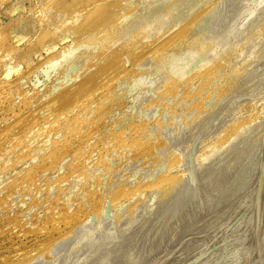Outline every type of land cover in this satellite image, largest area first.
Masks as SVG:
<instances>
[{"label": "rangeland", "instance_id": "rangeland-1", "mask_svg": "<svg viewBox=\"0 0 264 264\" xmlns=\"http://www.w3.org/2000/svg\"><path fill=\"white\" fill-rule=\"evenodd\" d=\"M131 1L0 0V264H264V0Z\"/></svg>", "mask_w": 264, "mask_h": 264}, {"label": "bare ground", "instance_id": "bare-ground-1", "mask_svg": "<svg viewBox=\"0 0 264 264\" xmlns=\"http://www.w3.org/2000/svg\"><path fill=\"white\" fill-rule=\"evenodd\" d=\"M68 1H69V0H68ZM81 1H82V0H81ZM90 1H91L92 3L95 2L94 4H96L97 7L94 8L93 10H90V9H91V6H90V5H89V6H84V7H86V8H84V7H83L84 4L82 3V7H81V8H82V9H83V8H84V9H87V7H89V10H88V9H87V11L84 10L85 12L81 13V15H80V16L78 17V19H76V20L78 21V20L80 19V17L82 16V17H81V19H82L81 22L79 21L81 24H83V26H82L83 28L81 29V32H82V34L85 36L86 39L92 38L93 40H95L96 37H97V36L95 35L97 30H98L99 35L101 34V32L103 33V26H106V25L104 24V23L106 22L105 20H109V23H110V24H116V23L118 22V20L123 16L122 14H118V13H120V11H121V9H122V7H120V6H123V5H129V6H130V5H132V4H131V3H132L131 0H130V1H128V0H127V1H126V0H121V2H119V3H118L117 0H89V2H90ZM114 1H115V3H113ZM75 2H76V1H75ZM78 2H79V1H78ZM116 2H117V5H119V6L116 5ZM72 3H73V2H72ZM84 3H85V2H84ZM112 3L115 4V5H113ZM87 4H89V3H87ZM70 5H71V4H70ZM53 7H54V6H53ZM72 7H73V6H72ZM3 10H4V9H3ZM7 11H8V10H7ZM7 11H3V12H7ZM35 11H36V10H35ZM41 11H42V10H41ZM79 11L82 12L83 10H79ZM1 12H2V11H1ZM1 12H0V13H1ZM3 12H2V13H3ZM70 12H73V11H69V13H70ZM79 14H80V12H79ZM5 16H6V15H5ZM22 16H23V15H22ZM13 18H14V17H13ZM15 18H16V17H15ZM19 18H22L21 15L19 16ZM134 19H135V20H134ZM134 19H133L134 21L137 20L136 16L134 17ZM13 20H14V19H13ZM13 20H12V21H13ZM110 20H111V21H110ZM36 21H37V20H36ZM88 21H89V23H87ZM6 22H7V21H6ZM13 22H14V21H13ZM16 24H17V23H16ZM81 24H80V26H81ZM105 28H106V27H105ZM65 29H66V28H65ZM69 32H70V31H69ZM174 36H175V37H178V36H179V33L175 34ZM85 38H83V39H85ZM83 39H82V40H83ZM176 46H178V44L173 45V46H170L167 50H169L171 47L173 48V47H176ZM178 49H179V47H178ZM173 50H174V49H173ZM180 50H181V49H180ZM177 51H178V50H177ZM173 52H174V51H173ZM180 52H181V51H180ZM180 52H177V53L181 54ZM61 53H62V52H61ZM171 53H172V52H171ZM56 55H57V54H56ZM65 55H66V54H64V53L61 54L62 57H64ZM163 55H164V54H163ZM163 55H162V56H163ZM175 55H176V53H175ZM162 56H161V57H162ZM177 56H178V55H177ZM59 57H60V55H59ZM167 58H169V57H167ZM180 58H181V57H180ZM175 62H176V61H175ZM49 63L51 64V63H53V62L50 61V62H48L47 64H49ZM166 63H167V62H166ZM173 64H174V63H173ZM170 65H171V64H170ZM139 68H140V66L138 65V66L136 67V69H139ZM196 75H197V74H196ZM127 87H128V85H127ZM127 89H128V88H127ZM125 93H126V92H125ZM252 112H253V111H252ZM257 120H258V119H257ZM242 121H243V120H242ZM240 122H241V121H240ZM245 122H246V121H245ZM255 122H256V121H255ZM258 124H259V123H258ZM50 125H51V124H50ZM242 125H243V123H242ZM235 126H236V125H235ZM244 127H245V126H244ZM253 127H254V126H253ZM237 128H238V127H237ZM249 128H250V127H249ZM231 129H232V128H231ZM233 129H234V128H233ZM239 132H240V131H239ZM221 137H224V136H221ZM236 137H237V136H236ZM238 138H239V137H238ZM233 139H234V140H237V139H235V138H233ZM219 140H220V139H219ZM221 140H222V139H221ZM231 142H232V141H231ZM235 142H236V141H235ZM229 143H230V140H229ZM221 149H222V148H221ZM218 152H220V150H219ZM181 157H182V156H179V158H181ZM177 160H178V159H177ZM181 161H182V158H181ZM143 168H144V166H143ZM129 172H130V171H129ZM133 173H134V172H133ZM217 174H218V173H217ZM137 175H138V174H137ZM262 175H263V174H262ZM139 176H140V175H139ZM178 177H179V176H178ZM146 178H147V177H146ZM263 178H264V177H263ZM125 179H126V178H125ZM128 179H129V178H128ZM0 180H1V179H0ZM258 180H259V179H258ZM107 181H108V180H107ZM261 181H262V180H261ZM108 183H109V182H108ZM112 183L114 184L115 182H112ZM166 183H167V182H166ZM168 183H169V182H168ZM208 183H209V182H208ZM262 183H264V182H262ZM109 184H110V183H109ZM127 185H128V184H127ZM170 185H171V184H170ZM207 185H208V184H207ZM263 185H264V184H263ZM123 186H124V185H123ZM259 186H260V184H259ZM144 187H145V186H144ZM156 187H157V186H156ZM179 187H180V186H179ZM107 188H108V186H107ZM107 188H106V189H107ZM145 188H146V187H145ZM174 188H175V187H174ZM161 189H162V188H161ZM146 190H148V189H146ZM150 190H152V188H151ZM154 190H155V188H154ZM192 190H193V189H192ZM261 190H262V189H261ZM125 191H126V190H125ZM125 191H124V192H125ZM148 191H149V190H148ZM263 191H264V190H263ZM109 192H110V191H109ZM122 193H123V192H122ZM153 193H154V192H153ZM192 193H193V192H192ZM192 193H190V194H192ZM259 193H260V192H259ZM123 194H124V193H123ZM138 194H139V193H138ZM141 194H142V192H141ZM143 194H144V191H143ZM190 194H189V195H190ZM160 195H161V194H160ZM167 195H168V194H167ZM262 195H263V194H261V196H262ZM135 196H136V195H135ZM164 196H165V194H164ZM164 196H162V197H164ZM186 196H187V195H186ZM123 197H124V196H123ZM182 197H184V196H182ZM140 198H141V197H140ZM158 198H159V197H158ZM166 198H167V197H166ZM117 199H118V198H117ZM178 199H179V198H178ZM181 199H182V198H181ZM160 200H161V199H160ZM115 201H116V200H115ZM157 201H158V200H157ZM186 201H187V200H186ZM108 202H109V201H108ZM110 202H111V201H110ZM116 202H117V201H116ZM133 202H135V201H133ZM133 202H132V203H133ZM180 202H181V201H178V203H180ZM184 202H185V201H184ZM184 202L182 201V203H180V204H183V205H184ZM118 203H119V202H118ZM137 203H138V202H137ZM141 203H142V202H141ZM178 203L176 202V204H178ZM122 204H123V203H122ZM156 204H157V203H156ZM176 204H175V205H176ZM180 204H179V205H180ZM130 205H131V204H130ZM175 205H174V206H175ZM179 205L176 206V207H178L177 209H179ZM116 206H117V205H116ZM140 206H141V205H140ZM140 206H139V207H140ZM157 206H159V205H157ZM170 206H171V205H170ZM170 206H168L169 209L171 208ZM174 206L172 205V207H174ZM117 207H118V206H117ZM168 207H167V208H168ZM180 207H181V205H180ZM107 208H108V207H107ZM110 208H111V207H110ZM120 208H121V207H120ZM182 208L184 209L185 207H182ZM112 209H113V208H112ZM132 209H133V208H132ZM174 209H176V208L174 207ZM183 209H182V211H183ZM65 210H66V209H65ZM126 210H128V209H126ZM126 210H125V211H126ZM140 210H141V209H140ZM140 210H139V211H140ZM142 210H143V209H142ZM144 210H145V209H144ZM166 210H167V209H166ZM107 211H108V209H107ZM130 211H131V210H130ZM135 211H136V210H135ZM163 211H165V209H164ZM171 211L173 212V209H171ZM171 211H170V212H171ZM176 211H178V210H176ZM176 211H174L175 213H174V212H173V213H174V214H180V215H182L181 213H176ZM185 211H186V210H185ZM132 212H133V211H132ZM153 212H154V211H153ZM172 212H171V213H172ZM178 212H181L180 209H179ZM103 213H104L103 216H105V212H103ZM111 213H112V212H111ZM141 213H142V212H141ZM162 213H163V212H162ZM166 213H169V212L166 211ZM166 213H165V214L163 213V214H164V215H168V214H166ZM173 213H172L171 215H173ZM182 213H184V211H183ZM185 213H186V212H185ZM237 213H238V212H237ZM107 214L109 215L108 212H107ZM107 214H106V215H107ZM121 214H122V213H121ZM136 214H137V213H136ZM64 215H65V214H64ZM116 215H117V214H116ZM151 215H152V214H151ZM156 215H157V214H156ZM169 215H170V214H169ZM180 215H178V216H179L178 218H180ZM103 216H102V217H103ZM109 216H110V215H109ZM129 216H130V215H129ZM134 216H135V215H134ZM161 216L163 217V215H161ZM183 216H184V215H182L181 220L183 219ZM241 216H242V215H241ZM118 217H119V216H118ZM130 217H131V216H130ZM142 217H143V216H142ZM152 217H153V216H152ZM158 217H159V216H158ZM166 217H167V216H166ZM166 217H164V218H166ZM174 217L176 218L177 216H174ZM64 218H66V217H64ZM64 218H63V219L61 218V219L65 221L67 218H66V219H64ZM104 218H106V217H103V219H104ZM107 218H108V217H107ZM119 218H120V217H119ZM159 218H161V217H159ZM168 218H169V216H168ZM184 218H185V217H184ZM111 219H112V218H111ZM124 219H125V218H124ZM156 219H157V218H156ZM170 219H171V217H170ZM173 219H174V218H173ZM176 219H177V218H176ZM187 219H188V218H187ZM62 220H61V222H62ZM116 220H118V219H116ZM158 220H159V219H158ZM163 220H164V219L159 220V221H161V223H162ZM166 220H167V219H165L164 221H166ZM181 220L179 219L178 221H181ZM183 220H184V219H183ZM183 220H182V221H183ZM200 220H201V219H200ZM226 220H227V219H226ZM66 221H67V220H66ZM128 221H129V220H128ZM143 221H144V220H143ZM169 221H170V220H169ZM175 221H176V220H175ZM175 221L172 220L171 222H174V223H175ZM185 221H186V219H185ZM188 221H189V220H188ZM123 222H124V221H123ZM154 222H155V221H154ZM157 222H158V221H157ZM186 222H187V221H186ZM186 222H183V223H186ZM128 223H129V222H128ZM152 223H153V221H152ZM167 223H168V222H165V226L167 225ZM198 223H200V222L198 221ZM201 223H202V221H201ZM201 223H200V224H201ZM224 223H225V222H224ZM134 224H135V223H134ZM153 224H155V223H153ZM163 224H164V223H162L161 225H158V223H157V227H156V229L159 228L158 226H162ZM169 224H170V222H169ZM172 224H173V223H172ZM177 224L179 225V223H177ZM180 224H181V222H180ZM186 224H188V222H187ZM155 225H156V224H155ZM173 225H174V224H173ZM173 225H172V226H173ZM178 225H177L176 227H178ZM252 225H253V224H252ZM114 226H115V225H114ZM133 226H134V225H133ZM133 226H132V227H133ZM153 226H154V225H153ZM153 226H150V228H152ZM165 226L163 225V227H165ZM169 226H170V225H169ZM172 226H170V228H171ZM174 226H175V225H174ZM174 226H173V229L176 228V227H174ZM179 226H181V225H179ZM184 226H185V225H184ZM203 226H204V225H203ZM52 227H53L54 229H58L54 224H52ZM148 227H149V225H148ZM166 227H168V225H167ZM182 227H183V225H182ZM185 227H186V226H185ZM230 227H231V226H230ZM168 228H169V227H168ZM168 228H167V230H169ZM178 228H179V227H178ZM114 229H115V228H114ZM154 229H155V227H154ZM173 229L171 228V230H173ZM180 229H182V228L180 227ZM180 229H177L176 233L174 234L175 236L172 234V233H174V232L171 233V232L168 231L169 233H171V235L169 234V236H174L175 238H176L177 236L179 237V235H181V234H179V235H176V234H177L178 232L180 233V231H181ZM217 229H218V228H217ZM47 230H48V229H47ZM149 230H151V229H146V232L148 231L147 233H149ZM152 230H153V229H152ZM158 230H159V233L162 232V231H160V229H158ZM161 230H162V228H161ZM165 230H166V229H165ZM179 230H180V231H179ZM183 230H184V228H183ZM250 230H251V227H250ZM48 231H49V230H48ZM50 231H51V230H50ZM53 231H54V230H53ZM55 231H56V230H55ZM163 231H164V230H163ZM173 231H175V230H173ZM103 232H104V231H103ZM156 232H158V231H155V235H152V236H153V238H152L153 241H154V238H155L156 235H157ZM166 232H167V231H166ZM188 232H189V231H188ZM217 233H218V232H217ZM153 234H154V232H153ZM167 234H168V233H167ZM167 234H164V235L166 236ZM210 234H211V233H210ZM219 234H220V233H219ZM219 234H218V235H219ZM144 235H147V234H144ZM150 235H151V234H150ZM159 235H160V234H159ZM162 235H163V234H162ZM164 235H163V237H165ZM157 236H158V235H157ZM160 236H161V235H160ZM105 237H106V236H105ZM163 237H162L161 239H163ZM174 237H173V238L170 237V238H171V239H175ZM178 237H177V238H178ZM107 238H108V237H107ZM150 238H151V237H150ZM170 238H168V239H170ZM196 238H197V236H196ZM196 238H192V237H191V239H194V240H195ZM202 238L205 239L206 237H202ZM144 239H145V236H144ZM152 239H150V240L152 241ZM161 239H160V237H158L157 241L160 240V242H162V241L165 240V239H164V240H161ZM168 239H166V242H165V241H164V242H165V244H166L167 247H170V246L168 245L169 243H167V242H168V241H167ZM188 239H189V238H188ZM188 239H185V240L187 241ZM191 239H190V240H191ZM199 239H200V241H201V237H200ZM223 239H224V238H223ZM101 240H102V239H101ZM106 240H107V239H105V242H107ZM134 240H135V241H138V239H137V240L134 239ZM134 240H133V241H134ZM146 240H147V242H148L149 237H148V239H146ZM177 240H178V239H177ZM177 240H176V241H177ZM197 240H198V239L195 240V243H194V244H197V243H198ZM206 240H207V239H206ZM206 240H205V241H206ZM212 240H213V239H212ZM235 240H236V239H235ZM126 241H127V240H126ZM130 241H131V240H130ZM135 241H134V243L136 244L137 242H135ZM142 241H143V240H142ZM142 241H141V242H142ZM151 241H150V242H151ZM157 241H154V242H157ZM169 241H170V240H169ZM174 241H175V240H173V242H174ZM176 241H175V242H176ZM182 241H183V240H182ZM192 241H193V240H192ZM198 241H199V240H198ZM200 241H199V242H200ZM233 241H234V240H233ZM98 242H99V241H97L96 243H98ZM119 242H120V241H119ZM119 242H118V243H119ZM143 242H144V241H143ZM173 242H172V244H171V242H170V244H171V245H175V244H173ZM183 242H184V241H183ZM187 242H190V241H187ZM201 242H202V241H201ZM203 242H204V240H203ZM223 242H224V241H223ZM225 242H226V241H225ZM93 243H94V242H93ZM126 243H127V244L129 243V239H128V242H126ZM126 243L124 242V244H126ZM132 243H133V242H132ZM134 243H133V244H134ZM144 243H145V242H144ZM144 243H143V244H144ZM184 243H185V242H184ZM191 243H192V242H191ZM221 243H222V242H221ZM130 244H131V243H130ZM130 244H128V247L130 246ZM135 244H134V245H135ZM137 244H138V243H137ZM137 244H136V245H137ZM152 244H154V243H151V245H152ZM160 244H161V243H160ZM198 244H199V243H198ZM201 244H202V243H201ZM206 244H207V243H206ZM98 245H99V244H98ZM100 245H101V243H100ZM111 245H112V244H111ZM116 245H117V243H116ZM116 245H115V246H116ZM136 245H135V246H136ZM141 245H142V244H140V245L138 244L137 246H139V247L136 246L137 248L133 247V245L130 246V247H133L132 249L135 250V249H138V248L140 249V246H141ZM149 245H150V244H149ZM151 245H150V246H151ZM154 245H155V246H154ZM154 245H153L154 247L152 246L153 249L155 248L156 250H158L156 247L159 248V246H160V245H159V241H158V244H154ZM158 245H159V246H158ZM161 245H164V243L161 244ZM181 245H182V244H181ZM183 245H184V244H183ZM191 245L193 246V244H191ZM239 245H240V244H239ZM92 246H93V247H92ZM92 246L90 247V250H91L90 252L93 253V251H92L91 248H95V246H94V245H92ZM101 246H104V245H101ZM101 246H98V247H101ZM108 246H109V248H108V247H107V248L110 249L111 246H110V245H108ZM112 246H113V245H112ZM124 246H125V245H124ZM126 246H127V245H126ZM126 246H125V247H126ZM196 246H197V245H196ZM199 246H200V245H199ZM206 246H207V245H206ZM223 246H224V245H223ZM142 247H143V245H142ZM142 247H141V248H142ZM145 247L147 248L146 245H145ZM145 247H144V248H145ZM148 247H149V246H148ZM163 247H164V246H163ZM183 247H184V246H181V248H180V247H179V248L182 249ZM189 247H190V246H189V243H187V244L185 245V247L183 248V251H181V250L179 249V250L181 251V252L179 253V250L177 249V250H178V252L176 251L177 254H175V256L172 257V255H174V253H172L171 257H169V258H171V260L168 261V257L166 256L167 259H166V260H163L162 262H164V261H168L167 264H189V263H191V262H189V260H190L189 258H190V256H191V257H192L191 259H193L194 254H193V256H192V255L188 256L189 258L186 256V254L188 255V252H190V251H189V250H190ZM193 247L195 248V246H193ZM197 247H198V246H197ZM102 248H103V247H102ZM102 248H99V249H101V250H98V249H97V245H96V248H95V254H96L97 251H100V252H101V251H103L104 249H106V248H104V249L102 250ZM146 248L144 249L145 251H146ZM191 248H192V247H191ZM198 248H199V247H198ZM234 248H235V247H234ZM234 248H233V249H234ZM96 249H97V250H96ZM116 249H117V248H115V252H117ZM125 249H128V248H125ZM139 249H138V251H139ZM142 249H143V248H142ZM149 249H152V248L149 247ZM149 249H147V250H149ZM167 249H168V248H167ZM199 249H200V248H199ZM199 249H198V250H199ZM202 249H203V248H202ZM110 250H111V249H110ZM113 250H114V249H113ZM113 250H111V251L109 252L108 255H110V253H111ZM133 250H132V251H133ZM140 250H141V249H140ZM144 250H143V251H144ZM159 250H160V252H161V249H159ZM159 250H158V251H159ZM164 250H166V248H165ZM168 250L171 251V248L168 249ZM104 251H105L106 253L108 252V251H106V250H104ZM123 251H124V249H123ZM123 251H122V252H123ZM132 251H131V248H130V251L128 252L129 255H130V252H132ZM143 251H140V253L142 254ZM151 251H153V252L156 253V254H157V253H160V252H157V251H154V250H151ZM169 251H167V252H169ZM174 251H175V250H174ZM174 251H173V252H174ZM195 251H197V250H195ZM234 251H235V250H234ZM90 252H89V254H90ZM113 252H114V251H113ZM120 252H121V251H120ZM120 252H119V257L122 256V258H123L124 256H123V254H121V256H120ZM122 252H121V253H122ZM153 252H152V253H153ZM176 252H175V253H176ZM191 252H192V250H191ZM200 252H202V250H200ZM241 252H242V251H241ZM133 253H134V255H136V254H135L136 251H135V252L133 251L132 254H133ZM154 253H153V255L156 256V254H154ZM162 253H163V252H162ZM164 253H166V252H164ZM195 253H196V252H195ZM95 254H94V255H95ZM103 254H104V253H103ZM103 254H101L100 256H104V257H105L106 255H105V254L103 255ZM111 254H112V253H111ZM141 254H140V255H141ZM148 254H150V253H148ZM148 254H146V252H145L144 255L146 256V255H148ZM205 254H206V253H205ZM227 254H228V253H227ZM92 255H93V254H92ZM92 255H91V257H93ZM98 255H99V253H98ZM108 255H107V257H108ZM117 255H118V254H117ZM117 255L115 254L116 257H117ZM126 255H127V253H126ZM129 255H128V256H129ZM134 255H132V256L135 257ZM137 255H139L138 252H137ZM137 255H136V257H137ZM140 255H139V256H140ZM144 255H143V256H144ZM151 255H152V254H151ZM169 255H170V252H169ZM169 255H168V256H169ZM201 255H202V254H201ZM207 255H208V254H207ZM241 255H243V254H241ZM89 256H90V255H89ZM100 256H99V257H100ZM112 256H113V255H112ZM128 256H127V257H128ZM143 256L141 255L140 257H143ZM244 256H245V254H244ZM95 257H97V254H96ZM99 257H97V258L100 259ZM113 257H114V256H113ZM125 257H126V256H125ZM125 257H124V258H125ZM127 257H126L127 260H126V259H125V260H126V261H130V260H129V257H128V258H127ZM148 257H149V256H148ZM150 257L153 258L152 256H150ZM150 257H149V259H150ZM195 257H196V255H195ZM195 257H194V258H195ZM198 257H199V256H198ZM200 257H202V256H200ZM203 257H205V256H203ZM214 257H215V256H214ZM226 257H228V258L231 257L230 260L232 259L233 264H246L245 261H244L245 258L243 259L242 256L240 257L239 254L237 253V251H235L234 253L232 252V254H231L230 256L228 255V256H226ZM111 258H112V257H111ZM122 258H120V260L118 259L121 263L123 262V259H122ZM130 258H131V257H130ZM164 258H165V257H164ZM246 258H247V257H246ZM105 259H107V258L105 257ZM105 259L102 258V259H100V261H101V260H105ZM121 259H122V261H121ZM142 259H143V258H142ZM142 259H141V260H142ZM196 259H197V258H196ZM92 260H93V259H92ZM95 260H96L95 263L97 264V261H98L97 259H94L93 262H91V264H92V263L94 264V261H95ZM109 260H111L110 257H109L108 261H109ZM112 260H115V258L112 259ZM112 260L109 261L110 264H111ZM118 260H115V261L118 262ZM131 260L134 261L133 258H131ZM138 260H140L139 257H138ZM138 260H137V258H136V263L139 262ZM154 260H155V259H154ZM200 260H201V259H200ZM213 260H214V259H213ZM90 261H91V258H90ZM132 261H131V262H132ZM198 261H199V260H198ZM202 261H203V260H202ZM243 261H244V262H243ZM101 262L104 264V262H106V260H105L104 262H103V261H101ZM131 262H126V263L129 264V263H131ZM208 262H209V261H208ZM79 263H81V262H79ZM79 263H78V264H79ZM86 263H89V261L86 262ZM106 263H108V262H106ZM115 263H116V262H115ZM118 263H119V262H118ZM126 263H125V264H126ZM134 263H135V262H134ZM134 263H132V264H134ZM136 263H135V264H136ZM139 263H140V262H139ZM139 263H138V264H139ZM164 263H166V262H164ZM195 263H197V261H196ZM200 263H201V262H200ZM229 263H230V261H229ZM247 263H248V261H247ZM262 263H263V262H261V264H262ZM84 264H85V263H84ZM98 264H100V263L98 262ZM112 264H113V262H112ZM122 264H124V263H122ZM159 264H160V263H159ZM211 264H212V263H211Z\"/></svg>", "mask_w": 264, "mask_h": 264}]
</instances>
